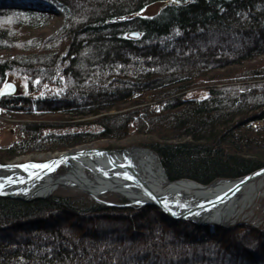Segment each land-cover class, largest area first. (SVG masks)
Returning <instances> with one entry per match:
<instances>
[{
    "label": "trees",
    "instance_id": "trees-1",
    "mask_svg": "<svg viewBox=\"0 0 264 264\" xmlns=\"http://www.w3.org/2000/svg\"><path fill=\"white\" fill-rule=\"evenodd\" d=\"M52 1L66 24L45 38L21 36L41 22L34 8L0 0V88L18 72L28 77L29 93L41 91L32 100L0 94V113L23 103L32 117L57 112L90 120L73 132L43 120L20 123L23 137L0 147V162L122 138L133 127L155 135L144 145L169 180L209 184L264 165V128L251 124L264 118V63L208 76L264 55V0H167L149 17L132 14L151 0ZM47 84L58 91L42 88ZM195 84L204 95L182 100ZM144 91H152L160 112L129 103L127 111L102 114ZM217 229L219 235L208 225L167 223L151 205L134 209L58 194L29 201L0 196V264H225L220 247L228 238ZM245 234L252 237V229ZM261 236L253 235L251 244L263 242ZM234 247L239 261L248 258L244 264H263L264 253L246 257L243 247ZM225 256L227 264H239L232 253Z\"/></svg>",
    "mask_w": 264,
    "mask_h": 264
},
{
    "label": "bare ground",
    "instance_id": "bare-ground-1",
    "mask_svg": "<svg viewBox=\"0 0 264 264\" xmlns=\"http://www.w3.org/2000/svg\"><path fill=\"white\" fill-rule=\"evenodd\" d=\"M26 163L11 162L12 166L0 168V191L37 196L50 193L65 184L76 186L99 199L113 193L139 202L145 200L153 190L171 207L187 210L194 208L196 203L203 205L211 202L233 184V181L224 179L205 185L192 179L169 181L157 157L145 148L106 151L83 146L70 149L63 156L35 161L39 165L47 163V167L23 165ZM58 167L63 168L61 173H57ZM140 179L145 180L147 185ZM263 186L264 173L253 176L219 207L209 204L210 209L203 211L200 218L231 222L241 207L251 202Z\"/></svg>",
    "mask_w": 264,
    "mask_h": 264
},
{
    "label": "rangeland",
    "instance_id": "rangeland-1",
    "mask_svg": "<svg viewBox=\"0 0 264 264\" xmlns=\"http://www.w3.org/2000/svg\"><path fill=\"white\" fill-rule=\"evenodd\" d=\"M13 2L18 3V4H24L25 6L29 7L30 9L34 8L33 10H36L38 13V16H41V22L38 23V26L35 27H29L28 29H24L22 31L21 36L29 37V36H37V37H49L53 34L58 33L62 27L66 24V18H65V13L63 12V9L56 5V3L52 0H12ZM167 0H151L148 3H146L141 10H139L137 13L132 14V15H141L143 17H149L153 16L156 14L164 5L167 4ZM14 6V5H13ZM41 14V15H40ZM131 16V15H128ZM10 20H5L4 23L10 24ZM135 33L131 32L130 36ZM137 33V32H136ZM136 36V35H132ZM264 63V55L263 56H256L250 60L243 61L240 63V65H235V66H227V67H221L213 72L209 73L208 76L211 77H216V76H221L223 74V71L226 69H233L235 68H254L257 65H261ZM216 77V79L218 78ZM10 81L14 84L15 90L11 94L7 95H16V96H24L28 98L29 100H32L35 98L37 93H29L27 90V82L29 81L28 77L24 74H20L18 72H12L11 74L7 75L5 82ZM68 86V85H67ZM219 87H223V84L218 85ZM230 86V84L228 85ZM69 88L71 87L68 86ZM42 88H52L54 92H57L58 89L51 86L50 84H47L45 87L42 86ZM200 88V89H199ZM71 89L74 91L75 87H71ZM70 89V90H71ZM77 90H80L78 87L76 88ZM229 89V88H228ZM155 91V90H154ZM152 91H144L142 94L138 96H132L131 98L127 99L125 102L119 104L115 108L108 109L106 111H102V114H118L120 112L127 111L129 109V105L132 104H137L133 107L137 108H147L148 111L157 113L160 112L161 106L160 103L157 101V99L153 98L151 96ZM184 97L182 100L186 98H200L204 95V90L201 89V86L198 84L193 85V87H189V89L184 91ZM138 101L137 103H135ZM130 103V104H129ZM18 108L16 109L13 113L9 114H4L3 112L0 113V147L3 148L5 146L10 145L12 142L21 139L22 134L20 133V128L19 125L20 123L26 122V121H38V120H43L44 122L48 123L51 122L52 124H58V128H62L61 132H73L74 131H79V130H84L86 129L85 124L83 126L80 125V122L86 123V121L90 120L88 117L80 118V119H69L68 116L61 115L60 113L57 112H51V113H44L42 115H39L38 117H32L26 114V104H18ZM142 114V113H140ZM56 122V123H54ZM76 123V124H75ZM79 123V124H78ZM252 126L254 127H262L264 128V118L263 119H258L256 121H253ZM85 126V127H84ZM133 126V124H132ZM74 129H71V128ZM127 135L122 138H115V139H100L96 140L93 142L89 143H82L75 145L70 148H66L64 150H56V151H40V152H29L26 154L18 155L14 157L13 159H6L3 158V162L0 163H11V162H35V161H40V160H46L48 158H52L53 156L60 155L61 153H66L70 149L73 148H78V147H83V146H91L93 148L97 149H103V150H125V149H130V148H145L150 150V148L146 145H144V142H149L154 140L156 137L154 134H139L137 131H134L133 127L127 129ZM151 151V150H150ZM152 152V151H151ZM156 157L157 155L152 152ZM2 158V157H1ZM158 159V158H157ZM264 166V165H263ZM57 173H61L63 171L62 167L57 168ZM235 178V177H234ZM180 179H175V180H181ZM185 180H190L189 178H184ZM221 179V178H219ZM218 180V179H216ZM173 181V180H169ZM195 181V180H193ZM197 182V181H196ZM198 184L202 185L201 183L197 182ZM211 183V182H210ZM204 185V184H203ZM62 195V196H69L72 198H80V200H89V201H94V202H99L98 200L94 199L91 197L87 192L76 188V187H58L54 189V191L50 192L49 194L45 195L44 197H47L49 195ZM13 197V196H11ZM43 197V198H44ZM18 198V197H15ZM41 198V197H39ZM20 199V198H19ZM36 199V198H33ZM30 199V200H33ZM23 200V199H22ZM102 200H105L110 203L114 204H106V205H113V206H118V207H131V208H138L139 206L142 205H127L126 203L130 202L129 199L126 196H120L117 194H105L102 197ZM29 201V200H25ZM100 204H105L102 202H99ZM117 204H123V205H117ZM126 204V205H124ZM146 205H151L152 207H155V209L159 212L161 220L169 223H175L177 221L183 220L187 221L193 224H200V223H194L190 220L186 219H178L176 221H169L166 220L162 217L161 211L156 207L155 205L151 203L143 204V206ZM76 214H81L82 217H85L82 213H79V211L75 212ZM154 213H149V216H152ZM45 217V216H42ZM81 220V219H80ZM79 220V221H80ZM144 219H141L142 221ZM83 221V220H82ZM81 221V222H82ZM92 225V224H91ZM200 225H208V228L210 232L215 233L216 235H219L217 232V227H221L224 229L223 235L227 236V243L224 244L220 247L222 250H224L223 253H232L236 260L239 261L240 255L237 254L236 249H231V247H234L237 245V247H243L244 249V255L246 254V257H252L250 253L254 254H259L260 252L264 253V240L261 243L258 244H251L250 241L253 235H259V234H264V186L260 188L257 191V194L254 196L253 200L249 203H246L245 206L241 207V210L237 212V214L234 216L231 222L228 224L222 225V224H215V223H206V224H200ZM90 227V225H89ZM252 229V237H248L247 234L244 235L245 229ZM121 231V230H120ZM207 234V233H206ZM232 234V235H231ZM243 234V235H242ZM204 235V234H203ZM196 236V235H195ZM246 240L239 241L238 238H243ZM264 237V236H261ZM198 238V236H197ZM233 238V239H232ZM225 239V238H224ZM238 240V241H237ZM225 241V240H224ZM226 242V241H225ZM221 245V244H220ZM219 245V246H220ZM230 247V248H229ZM235 248V247H234ZM239 252V251H238ZM225 254V255H226ZM261 254V253H260ZM224 255L225 260L221 261L222 263L227 264V256ZM240 260L239 264H244L245 260ZM261 261L264 264V258L261 259ZM255 262V261H254ZM258 261L257 263H259ZM250 263V262H249ZM247 264V263H246Z\"/></svg>",
    "mask_w": 264,
    "mask_h": 264
},
{
    "label": "water",
    "instance_id": "water-1",
    "mask_svg": "<svg viewBox=\"0 0 264 264\" xmlns=\"http://www.w3.org/2000/svg\"><path fill=\"white\" fill-rule=\"evenodd\" d=\"M14 90H15L14 84L10 81H7L0 88V94L1 95L11 94L12 92H14ZM93 149H97V148H93ZM97 150H103V149H97ZM106 151H109V150H106ZM111 151H116V150H111ZM64 154L65 153H61L60 156H63ZM12 165L13 164L10 165V163H0V168L5 167V166H12ZM23 165L30 166V167H38L39 164L35 163V162H27L26 164H23ZM260 173L261 174L264 173V166H261L255 170L247 173V174H244V175H241V176H238L235 178H221L224 180L233 181V184L231 185V187L228 188L227 191L220 194L217 198L212 199L211 202H213V203L208 201L207 203H205V204L203 203V205H201L202 203L199 202V203H196L197 205H195L194 208H187V210H179L178 208L176 209L174 207H171L165 201H163L161 198H159L153 190L150 194H147V196L145 197V200H143V201L140 200L139 202L134 201V200H130L126 196L130 201L126 204L127 205H143V204L151 203V204L155 205L156 207H158V209L162 213V217L166 220H169V221H176L178 219H186V220H190L194 223H200V224L215 223V224L225 225L228 223H221L219 221H215L214 219L213 220H211V219L202 220V218H200V217H202L201 215H202L203 211L210 209L211 204H217V207H219L221 204H223L229 198H231L235 193H237L242 188V186L244 185L246 180H248V179L252 178L253 176L260 174ZM173 181H176V180H173ZM141 182H144L147 185V182L145 180H141ZM194 182H196V181H194ZM62 185H64V187H76V186H68L65 184H62ZM76 188H78V187H76ZM47 194H49V193H45V194H41V195H37V196H23V195H19V194L7 193V192L0 191V196H13V197H18V198L23 199V200H30V199L39 198V197L43 198ZM89 195L91 197H93L94 199L98 200L99 202H102L105 204H114V203H110V202H107L105 200L96 198L91 194H89ZM126 204H124V205H126ZM117 205H123V204H117Z\"/></svg>",
    "mask_w": 264,
    "mask_h": 264
},
{
    "label": "snow or ice",
    "instance_id": "snow-or-ice-1",
    "mask_svg": "<svg viewBox=\"0 0 264 264\" xmlns=\"http://www.w3.org/2000/svg\"><path fill=\"white\" fill-rule=\"evenodd\" d=\"M176 2L177 3H179L180 2V0H176ZM132 35H138V33H133ZM48 163H50V162H48ZM46 166H48V164L46 163V164H41V165H38V167H46ZM21 167H23V165H21Z\"/></svg>",
    "mask_w": 264,
    "mask_h": 264
}]
</instances>
